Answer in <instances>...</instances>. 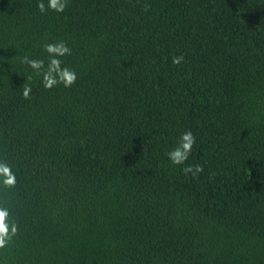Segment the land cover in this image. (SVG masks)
Segmentation results:
<instances>
[{
	"label": "trees",
	"instance_id": "1",
	"mask_svg": "<svg viewBox=\"0 0 264 264\" xmlns=\"http://www.w3.org/2000/svg\"><path fill=\"white\" fill-rule=\"evenodd\" d=\"M37 2L0 0V264H264V0ZM56 41L77 80L45 89L21 57Z\"/></svg>",
	"mask_w": 264,
	"mask_h": 264
},
{
	"label": "clouds",
	"instance_id": "2",
	"mask_svg": "<svg viewBox=\"0 0 264 264\" xmlns=\"http://www.w3.org/2000/svg\"><path fill=\"white\" fill-rule=\"evenodd\" d=\"M68 7V0H38L37 8L41 14H46L49 10L55 13H63ZM150 6L145 4L144 10L147 11ZM48 54L47 63L43 59L21 57V63L27 65L33 70L36 76L41 77V83L45 89H52L58 85L70 88L77 80L76 72L63 64L60 59L63 56L71 55V49L64 41H56L43 45ZM184 57L173 56L172 63L180 65ZM30 81L32 76L27 77ZM32 87L25 84L22 88V96L25 99H31ZM196 143V137L191 130H185L181 133L177 145L167 152V157L173 165H183L182 173L193 177L203 172V165H185L193 146ZM17 177L12 170V166L6 159H0V187L4 189H13L16 187ZM20 230L19 221L12 215L11 205L7 201L0 202V249H5L18 235Z\"/></svg>",
	"mask_w": 264,
	"mask_h": 264
}]
</instances>
